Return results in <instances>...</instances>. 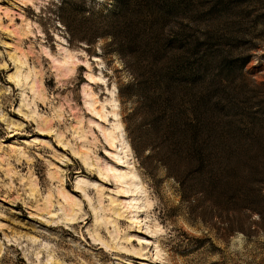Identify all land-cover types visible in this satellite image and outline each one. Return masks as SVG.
Instances as JSON below:
<instances>
[{"label":"rangeland","instance_id":"rangeland-1","mask_svg":"<svg viewBox=\"0 0 264 264\" xmlns=\"http://www.w3.org/2000/svg\"><path fill=\"white\" fill-rule=\"evenodd\" d=\"M59 1L0 0V264H264V0H187L149 27L152 46L168 30L195 45L200 164L150 135L137 156L130 144L142 114L129 93L167 57L118 52L119 28L94 36ZM168 92L175 119L184 98ZM113 98L131 196L104 170L94 109Z\"/></svg>","mask_w":264,"mask_h":264},{"label":"trees","instance_id":"trees-1","mask_svg":"<svg viewBox=\"0 0 264 264\" xmlns=\"http://www.w3.org/2000/svg\"><path fill=\"white\" fill-rule=\"evenodd\" d=\"M186 1L106 0L94 2L92 0V3L88 4L86 0H60L58 7L63 9L62 3H65L70 13L79 16L83 22L93 26L94 36L100 35L102 32L112 34L111 31L114 27L119 28L122 36L116 41L118 52L130 54L136 59H149L148 61H151L149 65L167 57V62L157 65L153 69L157 78H153L146 84L145 81L138 82V85L129 93L138 102L133 110H140L142 114L139 118L140 123L138 121L135 126L138 133L136 136L141 139L139 146L133 142V133L125 125L130 144L137 156L139 155L138 151L150 147L149 143L145 144L146 137L150 135L158 138L157 142L163 146L170 145L171 153L183 152L191 157L196 156L197 164H200L199 153L202 147L200 138L203 134V108L200 98L202 92L198 86L200 70L195 60H190L196 49L195 45L177 47L169 44V41L175 40V37L179 36L175 30H168L167 35L170 36H166L163 42L156 46L150 45L149 39L146 38L156 39L157 34L152 33L149 27H152L157 21L166 22L175 12L182 11ZM60 20L67 25V19L62 20L61 18ZM140 25L146 26V31L141 30ZM99 27L102 29H98ZM68 33L73 36L71 31ZM77 38L88 41L83 36ZM143 83L144 86H150L148 91L144 90ZM171 87H175L177 94L184 98V105L177 109V118L175 119L167 106L170 97L168 90ZM145 123L147 125H144ZM139 128L142 130L138 131ZM148 154L146 153V155ZM142 166L147 171V166L143 162Z\"/></svg>","mask_w":264,"mask_h":264},{"label":"bare ground","instance_id":"bare-ground-1","mask_svg":"<svg viewBox=\"0 0 264 264\" xmlns=\"http://www.w3.org/2000/svg\"><path fill=\"white\" fill-rule=\"evenodd\" d=\"M69 56V55H68ZM98 58L95 57V60H97ZM89 79L90 81L93 80V77L89 75ZM100 81H102L103 79H99ZM111 92V91H110ZM114 98L109 101L110 105H111V109L107 110L105 108L106 105L101 104L100 108L94 109V113L95 115L98 117V126H101V135L104 138V140L107 142L109 149H111V156H112V163L110 164H106V167L104 168L107 176L111 177L115 182L124 184L126 187L124 189H122V192L126 193L124 196H131V187L130 185L134 184L131 183V181H135V177H137L134 173L128 171H123L122 169H119L116 167V165H123L124 162H126V155H127V143H125L122 139H120L119 137H116L113 134V131H117L121 129V123L118 119V113L117 110L115 109V105L113 102ZM94 102L89 103L87 106L92 107L93 108ZM113 121V125L114 128L109 129L107 128V126L110 124V122ZM114 135V136H113ZM116 140H118L119 143H122L123 145H121L120 150L118 151V145L116 142ZM125 144V145H124ZM81 170V168H80ZM83 171V169H82ZM104 172V173H105ZM101 174V173H100ZM103 174V173H102ZM79 190V189H78ZM130 193V195H129ZM127 206V205H126ZM128 207V206H127ZM72 219V218H70ZM141 217H136V223H141ZM142 239L143 242H145L147 239L145 238H140ZM143 245V244H142ZM142 249V248H141ZM140 252V251H139Z\"/></svg>","mask_w":264,"mask_h":264}]
</instances>
